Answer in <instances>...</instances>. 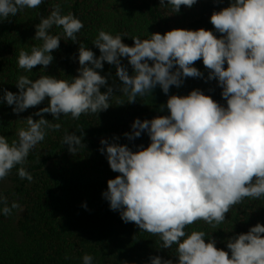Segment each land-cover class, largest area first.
I'll return each mask as SVG.
<instances>
[{
	"label": "trees",
	"instance_id": "obj_1",
	"mask_svg": "<svg viewBox=\"0 0 264 264\" xmlns=\"http://www.w3.org/2000/svg\"><path fill=\"white\" fill-rule=\"evenodd\" d=\"M0 264H264V0H0Z\"/></svg>",
	"mask_w": 264,
	"mask_h": 264
},
{
	"label": "rangeland",
	"instance_id": "obj_2",
	"mask_svg": "<svg viewBox=\"0 0 264 264\" xmlns=\"http://www.w3.org/2000/svg\"><path fill=\"white\" fill-rule=\"evenodd\" d=\"M162 86V85H161ZM157 91H159L160 89H159V87L156 89ZM154 93V92H153ZM154 94H156V91H155V93ZM152 99H154V95H152Z\"/></svg>",
	"mask_w": 264,
	"mask_h": 264
}]
</instances>
